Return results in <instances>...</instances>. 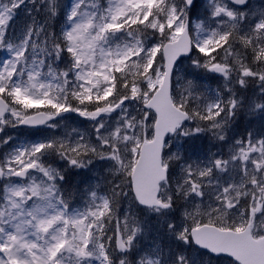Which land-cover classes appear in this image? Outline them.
Returning a JSON list of instances; mask_svg holds the SVG:
<instances>
[{
	"label": "snow or ice",
	"instance_id": "1",
	"mask_svg": "<svg viewBox=\"0 0 264 264\" xmlns=\"http://www.w3.org/2000/svg\"><path fill=\"white\" fill-rule=\"evenodd\" d=\"M0 54V264H264V0H0Z\"/></svg>",
	"mask_w": 264,
	"mask_h": 264
},
{
	"label": "rangeland",
	"instance_id": "2",
	"mask_svg": "<svg viewBox=\"0 0 264 264\" xmlns=\"http://www.w3.org/2000/svg\"><path fill=\"white\" fill-rule=\"evenodd\" d=\"M252 2H253V4L259 5L261 3V0H252ZM5 56H6V54H0V60L4 59ZM182 67L185 68V69H187L189 67V62L187 60H185L184 63H183V65H182ZM68 123L71 126H73V127L80 128L81 130H83L85 127H87V121H84L83 118L77 117L74 114H72L71 120L68 121ZM257 124L258 123L255 121L254 122V127H256ZM32 133H34V132H32ZM7 134L12 135L16 139L17 143H21V142H24V141L30 139V133L27 134V136H28L27 138H24L23 131H20L19 129H8L7 130ZM0 135H3V134H0ZM198 143H200V142H198ZM204 143L206 144V142H204ZM208 147H211V146L208 145ZM0 151H3V147H0ZM212 151H216V149L215 148H212ZM97 176H99V171L98 170L97 171H94V172L87 173V177H92L93 178L92 181H91L93 184L96 183V177ZM69 178L70 179H73V180H76L77 187H80V186H82L80 184V181L82 179H85V176H76L74 174H70ZM76 188L74 186L73 187V191L70 190V189L69 190L73 192V198H74V200H76V201L79 202L80 201V197L76 193ZM213 264H227V260L224 259V260H221L219 262L214 261Z\"/></svg>",
	"mask_w": 264,
	"mask_h": 264
},
{
	"label": "trees",
	"instance_id": "3",
	"mask_svg": "<svg viewBox=\"0 0 264 264\" xmlns=\"http://www.w3.org/2000/svg\"><path fill=\"white\" fill-rule=\"evenodd\" d=\"M210 83L212 84L211 86L213 88L216 86L215 82L210 81ZM249 120L250 119L247 116H242L237 122V125L235 127V131L237 133H243L244 130L247 129V125L250 126V130H260L261 127L264 126V121H261L259 118L251 119L250 123L248 124ZM255 121L258 123L256 127H254ZM73 187L74 186H73L72 182H69L68 188L73 191ZM76 187H77V184H76L75 188Z\"/></svg>",
	"mask_w": 264,
	"mask_h": 264
}]
</instances>
